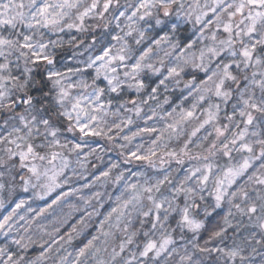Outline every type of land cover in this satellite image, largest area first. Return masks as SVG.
<instances>
[{
	"label": "clouds",
	"instance_id": "9594fccd",
	"mask_svg": "<svg viewBox=\"0 0 264 264\" xmlns=\"http://www.w3.org/2000/svg\"><path fill=\"white\" fill-rule=\"evenodd\" d=\"M0 264H264V0H0Z\"/></svg>",
	"mask_w": 264,
	"mask_h": 264
}]
</instances>
